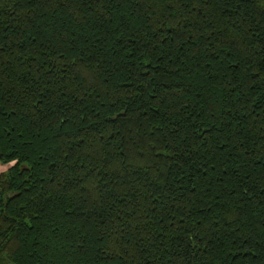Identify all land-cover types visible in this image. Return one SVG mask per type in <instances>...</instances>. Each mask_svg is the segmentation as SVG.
Here are the masks:
<instances>
[{
    "label": "trees",
    "instance_id": "16d2710c",
    "mask_svg": "<svg viewBox=\"0 0 264 264\" xmlns=\"http://www.w3.org/2000/svg\"><path fill=\"white\" fill-rule=\"evenodd\" d=\"M0 264H264V0H0Z\"/></svg>",
    "mask_w": 264,
    "mask_h": 264
},
{
    "label": "crops",
    "instance_id": "0c3cea01",
    "mask_svg": "<svg viewBox=\"0 0 264 264\" xmlns=\"http://www.w3.org/2000/svg\"><path fill=\"white\" fill-rule=\"evenodd\" d=\"M9 167V164H3L0 162V173L5 171Z\"/></svg>",
    "mask_w": 264,
    "mask_h": 264
}]
</instances>
